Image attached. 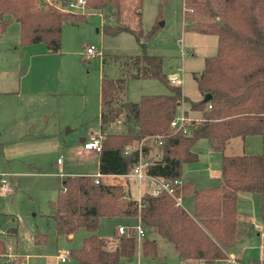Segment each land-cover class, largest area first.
<instances>
[{
  "label": "trees",
  "instance_id": "16d2710c",
  "mask_svg": "<svg viewBox=\"0 0 264 264\" xmlns=\"http://www.w3.org/2000/svg\"><path fill=\"white\" fill-rule=\"evenodd\" d=\"M64 2L0 0V37L9 23L16 21L21 45L43 43L47 52H59L63 26L86 19L83 11L66 10L68 3ZM141 3L142 0H86L84 7L102 12L104 19L115 15L116 24L104 27V32H128L142 41L153 31L145 37L142 34ZM182 17L185 27L217 38L216 54L205 58L196 77L202 97L189 102V109L200 116L187 122L186 133L173 131L170 122L177 115L178 105L186 100L175 85L168 86L170 92L166 94L141 95L136 102L126 99L129 78H157L169 85L161 56L142 54L109 61L116 65V71L113 76L102 74L99 90L101 176L95 183V174L67 175L55 199L49 201L57 238L79 228L88 233L79 248L69 251L78 264H117L135 255V229L130 226L124 233L115 229L116 243L110 247L97 234L102 217H137L148 232L140 242V253L145 258L156 255L157 244L151 235H157L171 243L181 259H200L206 264L224 259L225 249L241 234L236 211L238 193L259 194L264 230L263 154L247 152L243 146L240 152L230 151L235 140L243 143L248 136L264 133V0H182ZM208 93L211 98L204 101ZM116 123L121 124V130H108ZM150 137L161 141L156 145L159 155L152 159L147 157L152 147ZM143 138L150 139L141 145L142 157L147 160L145 173L167 181L178 179L174 196L164 191L153 194L148 189L139 199L130 195L128 174L139 161V151L133 147ZM202 138L221 155L220 183L194 189L182 178L183 168L198 161L194 146ZM108 175L113 176L112 181L105 178ZM177 197L181 198L179 202ZM187 199L190 210L185 204ZM45 241V234L34 235L35 243ZM6 251L0 238V255ZM6 264L25 263L22 257H14Z\"/></svg>",
  "mask_w": 264,
  "mask_h": 264
},
{
  "label": "rangeland",
  "instance_id": "374dc122",
  "mask_svg": "<svg viewBox=\"0 0 264 264\" xmlns=\"http://www.w3.org/2000/svg\"><path fill=\"white\" fill-rule=\"evenodd\" d=\"M65 9L83 11L86 19L63 26L59 52H47L43 43L21 45L16 21H11L0 37V173H14L8 184L12 193L5 194L0 187V233L3 234L0 236L12 253L27 254V264H78L68 253L65 261L56 258L60 252L79 248L88 233L84 228L75 230L70 237L57 238L54 233L49 201L55 199L65 178L57 173L55 161L60 156L71 159L74 170L82 166L83 158L75 147L80 136L90 139L99 133L100 78L102 74L113 76L116 71V65L109 61L142 54L161 56L167 78L172 73L182 80L179 87L186 100L178 105L177 114L185 110L189 118L198 119L200 114L189 109V102L202 97L196 77L203 69L205 58L217 51L215 35L185 27L182 0H142V34L145 37L153 31L142 41L128 32L113 35L104 32V27L116 24L114 14L104 19L97 10L71 9L67 5ZM91 45L99 52L87 54L86 47ZM170 85L173 84L166 85L157 78H129L126 99L136 102L141 95L166 94ZM121 128L116 123L108 130ZM46 141L50 147L38 146ZM239 141L231 144V152H240ZM207 146L204 138L196 142L194 149L199 160L184 166L182 178L184 172L202 163L200 159ZM253 195L259 197L258 193ZM255 212L259 213V205ZM126 219L134 222V217ZM126 219L102 217L97 234L111 236L114 227L126 226L123 222ZM9 226L16 232L4 234ZM35 234H45V243H35ZM158 246L162 260H170L174 252L172 244L161 239ZM137 257L136 251L131 259L117 264L135 263ZM7 260L8 257H0V264H6ZM139 260L140 264H157L156 260L142 255Z\"/></svg>",
  "mask_w": 264,
  "mask_h": 264
},
{
  "label": "crops",
  "instance_id": "0c3cea01",
  "mask_svg": "<svg viewBox=\"0 0 264 264\" xmlns=\"http://www.w3.org/2000/svg\"><path fill=\"white\" fill-rule=\"evenodd\" d=\"M68 2L69 0H65L64 3H68ZM100 13L101 15L103 14L102 12ZM181 111L184 112L185 110H181ZM100 117H101V112H100V104H99V119ZM98 135H100V130ZM88 139L89 138H87L85 135L80 136L78 140L79 144L76 145L75 147L78 156L83 158L82 166L79 168V170H74V168L72 167L71 159L69 160V159L61 158L60 156L56 158L55 168L57 169V173L59 175L67 176V175H79V174H95V175L98 174V152L94 150H85L83 148L84 141ZM48 143L50 142L47 141L44 143L39 142L38 146H42L45 144V147L47 148L50 147ZM240 144L244 147V149L247 152H262L264 157V133L261 136H248L243 141V143L240 142ZM158 155L159 154L157 152V147L152 145L149 156H147L149 157L148 159L155 158ZM198 158H199V154H198ZM59 160H61V162H59ZM220 160H221L220 153L212 151L209 148V146H207V151L204 157L200 159L202 163L199 166L196 165L195 167H191L190 171L184 172L185 178L183 179L189 181L194 187V189L205 188L219 184ZM202 174H205V176H202ZM12 176H14L13 172L0 173V178L6 179L7 187H9L8 184L10 183V179L12 178ZM105 178L110 179V181L113 180L112 175H108ZM128 183H129L128 188L130 195L136 199L140 198V195L144 190L146 189L151 190L153 188V184H151L150 182L148 183L144 179L138 181L136 178L131 176H128ZM7 193H12L11 188L10 191L5 192V194ZM253 194H254L253 192L238 193L236 211L239 222L238 226L241 229V234L234 244H232L231 246L225 249L226 257L224 259L218 260L217 262H215V264H249V263L252 264L254 262H257L258 264H264V230L262 229V222L260 217V196L256 197ZM178 198L181 200L180 197ZM185 204L187 209L190 210L191 202L189 199L186 200ZM257 205H259V213L257 212L256 214L255 207ZM123 218L130 219V217H123ZM123 222L126 223V226H124V224L118 225L117 227L113 228V232L111 236L103 237L108 241V246L113 247L116 243V240L114 238L115 229H117L119 226H124L125 228H128L131 225H135L136 223L138 224L139 220L137 217L136 218L134 217V222L127 221V219ZM12 228L14 227L11 226L7 227L4 230V234H8L9 232H12L11 230ZM118 233L120 232L118 231ZM1 234L2 233H0V235ZM146 234L148 235L147 231H145V235ZM71 235L72 234L68 235L67 237H70ZM151 237L154 238L156 241L157 253L154 257H149V258L154 261L156 260L157 264H206L203 260L200 259H181L178 256V253L174 247H173L174 252L170 256L171 259L167 260V258L166 259L164 258V260H162V256L158 254V247H159L158 245L160 244V240L161 239L163 240L164 238L157 235H151ZM0 238L3 239L1 236ZM140 242L137 243V249H136L137 253L139 254V259L141 255ZM6 248H7L6 253L0 255V257H5V258L8 257L7 261L11 260L14 257H22L23 262L27 264V259H26L27 254L21 255V254H17V252L12 253L7 244H6Z\"/></svg>",
  "mask_w": 264,
  "mask_h": 264
},
{
  "label": "built area",
  "instance_id": "2783aa9c",
  "mask_svg": "<svg viewBox=\"0 0 264 264\" xmlns=\"http://www.w3.org/2000/svg\"><path fill=\"white\" fill-rule=\"evenodd\" d=\"M86 3V0H75V1H70L68 2V7L69 8H77V7H84ZM99 51L96 50L94 46H88L86 47V53L93 55ZM168 80L170 81L171 84L175 86H180L182 84V80L179 76L176 74H171L168 75ZM188 116L184 114L183 111L178 115L174 117V119L170 122V127L173 129L174 132L181 131L183 133H186L188 131L187 127V122L190 120ZM151 139V144L152 145H160L161 141L157 137H150ZM149 138H143L140 142H138L134 147L133 150H138L139 151V161L138 163L134 166L133 170L131 171L128 176L136 178L138 181H141L142 179H148L151 184H153V188L151 189L153 194H159L160 192L164 191L172 196H174L175 193V185H178L180 181L178 179H175L173 181H167L158 177L150 176L145 173V166L147 164V160L142 157L141 154V145L143 142L146 140H150ZM83 148L85 150H94L96 152L100 151L101 148V135L93 136L90 139L84 141L83 143ZM129 148L125 149V152H128ZM61 162V160H59ZM100 174L95 175V183H98V178L100 177ZM7 182L5 178H0V187L4 192L10 191V188L7 187ZM177 201L179 202L180 199L177 197ZM135 234H136V240L137 243L140 242V240L144 237L145 235V230L144 228L138 223L135 227ZM118 231L120 233H124L127 228L124 226H119ZM69 254V252L65 253H58L57 254V259L61 261H65L66 259V254ZM131 264H140L139 262V257H137V261L135 263Z\"/></svg>",
  "mask_w": 264,
  "mask_h": 264
},
{
  "label": "water",
  "instance_id": "95a60500",
  "mask_svg": "<svg viewBox=\"0 0 264 264\" xmlns=\"http://www.w3.org/2000/svg\"><path fill=\"white\" fill-rule=\"evenodd\" d=\"M209 98H211V95L208 93V94L204 95L203 100L206 101Z\"/></svg>",
  "mask_w": 264,
  "mask_h": 264
}]
</instances>
